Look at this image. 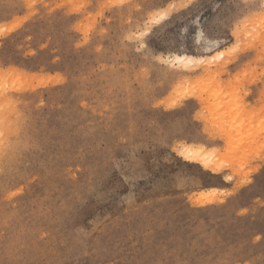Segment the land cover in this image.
I'll return each mask as SVG.
<instances>
[{"label": "rangeland", "instance_id": "374dc122", "mask_svg": "<svg viewBox=\"0 0 264 264\" xmlns=\"http://www.w3.org/2000/svg\"><path fill=\"white\" fill-rule=\"evenodd\" d=\"M0 264H264V0H0Z\"/></svg>", "mask_w": 264, "mask_h": 264}, {"label": "bare ground", "instance_id": "6f19581e", "mask_svg": "<svg viewBox=\"0 0 264 264\" xmlns=\"http://www.w3.org/2000/svg\"><path fill=\"white\" fill-rule=\"evenodd\" d=\"M194 59L195 58H190L188 56H176L174 58L175 62H177L178 64H182L184 66L189 65V64L193 65ZM182 153H183L182 156H184L187 160H190L193 162H198V163L202 164L204 167L211 168V170L214 171L213 169H215V168H213V166L210 165L211 164V155L206 154L202 147H199V148L197 147L196 149L184 147L182 150ZM213 161H215V160H213ZM216 168L218 170V167H216Z\"/></svg>", "mask_w": 264, "mask_h": 264}]
</instances>
